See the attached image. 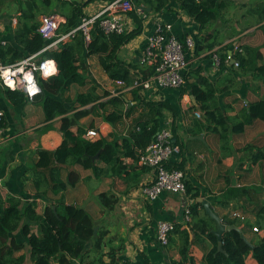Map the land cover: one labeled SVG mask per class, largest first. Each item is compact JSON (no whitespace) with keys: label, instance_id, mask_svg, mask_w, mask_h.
<instances>
[{"label":"crops","instance_id":"obj_1","mask_svg":"<svg viewBox=\"0 0 264 264\" xmlns=\"http://www.w3.org/2000/svg\"><path fill=\"white\" fill-rule=\"evenodd\" d=\"M62 1L82 4L83 15L90 16L110 0H52V11L45 14L59 12ZM14 5V12H0V42L11 41L18 26L12 28L10 25V19L17 16L19 20L20 15L15 2ZM140 6L149 9L142 12L143 16L137 15L142 21L141 32L118 50L117 58L140 67L147 38L158 27L165 29L168 26V35L180 41L189 37L194 42L193 51L187 53L188 66L183 72L185 82L182 87H185V91L180 94L177 89L139 90L133 87V81L140 75L134 74L131 75L130 84L119 81L120 84L105 73L98 56L91 55L86 59L90 79L98 92L107 93L98 102L104 103L111 98L122 100V121L112 126L103 120V115L114 111L113 104H106L99 110L100 116L89 112L71 126L70 131L76 135L78 129L84 132L94 129L100 135L94 141L103 139L112 142L126 136L132 122L149 112L144 104L137 101L133 90L144 101L168 103L175 113L164 110L162 125L171 128L172 142L177 152L171 156L167 166L184 173L186 196L161 193L153 201L145 199L141 187L154 179V172L127 157H121V164L117 167L95 159L94 163L100 170L98 173L78 165L63 166L62 180L65 181L69 170L76 172L78 180L74 186H68L59 194H52L43 179L39 181V184H43L36 188L35 180L41 176V173H34L37 151H54L61 145L63 138L59 128L62 117L46 122L40 104L25 100L20 105H14L5 92H0V109L4 113L3 132L0 135V208L7 207L10 201L18 204L20 210L31 204L35 214L42 216L48 205L54 207L52 203L61 199L67 205L84 209L92 219L94 236L85 244L81 257L73 259L72 264H171L181 261L183 238L180 232L186 230L190 241L195 238L190 227L207 216L199 202L206 200L223 223L224 220L235 222V226L241 228L248 242H244L247 246L245 264H256L251 248L256 237L264 234V160L253 163L252 155L255 147H264V121L255 120L245 125L240 133L233 132L232 127L240 120L241 113L249 103L264 99V71L260 73L257 70L258 67L264 68V19H259L264 0H210L208 7L216 11L217 17L203 28L193 17L184 13L181 0H167L159 11H154L150 4ZM2 8L3 5L0 11ZM42 15H38V23ZM124 20L126 32L135 28L129 15ZM235 45H239L241 50L245 47L252 49L247 53L243 51L242 56L247 61L243 69L225 62L216 64L214 56L219 60L232 52L236 59L233 52ZM192 71H198L213 85V105L220 111L225 110L229 118L226 132L214 133L204 128L213 124L206 121L204 112L186 88L188 82H196ZM83 91L85 88L72 86L63 94V98L74 99L78 92ZM92 105L80 107L79 110L90 109ZM127 107H134L129 115L126 114ZM74 112H70V115ZM196 112H199V118L195 116ZM199 136L203 137L202 140L196 138ZM230 187L254 188L257 200L253 202L248 200L252 195H242L225 201L226 207L218 205L222 203V193ZM195 203L199 204L197 214L193 216L190 213V220L185 222V207ZM233 213L242 215L244 220L233 217ZM24 221L23 218L20 225ZM160 221L174 223L177 228L169 235L165 246L156 239V226ZM28 224L31 234L44 238L40 221ZM254 227L259 230L258 234L252 231ZM214 230L215 223L212 233ZM10 237L22 244L28 241L21 227L11 231ZM98 240L99 247L95 245ZM211 248L212 244L206 237L203 243H192L189 249L194 264H201L205 249L209 251ZM28 254V250L22 248L14 253V257H24L27 262Z\"/></svg>","mask_w":264,"mask_h":264},{"label":"trees","instance_id":"obj_2","mask_svg":"<svg viewBox=\"0 0 264 264\" xmlns=\"http://www.w3.org/2000/svg\"><path fill=\"white\" fill-rule=\"evenodd\" d=\"M210 0H181V8L187 15L193 17L203 28L209 25L217 17V13L208 7ZM19 15V23L13 32L11 41L5 46L0 45V58L7 64L37 53L44 45L45 41L37 32L39 23L37 17L39 14H45L52 11V0H14ZM167 0H132L135 7L141 4H150L154 11L161 10ZM3 0H0V7ZM59 12L65 22L58 29V33L66 34L78 26L79 19L83 16L82 4L70 1H62L59 6ZM52 13V12H51ZM260 21L264 19V6L259 10ZM137 11L129 13L135 24V28L123 34L104 35L98 24L93 26L90 33V41L85 43L81 33H76L75 37L60 45L57 50L49 51L45 54L49 59L56 63L57 72L48 80L41 84V92L32 98V102L41 105L46 122L56 117L60 119L61 125L59 132L63 141L54 151L39 149L37 151V161L35 163L36 188L43 183V179L52 194H59L66 190L68 186H74L78 180V175L74 170H69L67 177L61 179V168L67 165H78L84 169H92L98 173L100 171L93 160L94 156L98 162H102L112 167L121 164V157H127L137 161L138 155L153 140L156 132L163 127V111L168 110L175 113L174 108L166 102H148L140 98L136 90H133L138 102L144 104L149 112L147 115L139 116L134 120L131 126L126 130V136H122L115 141L107 142L103 139L97 141H88L83 139L85 132L78 129L74 135L70 128L78 120L89 112L100 116L99 110L106 104H113L114 111L103 115V120L116 126L122 119L120 107L123 102L120 99L111 98L106 102H98L100 98L107 96L105 91L98 92L96 85L90 79L86 65L87 57L97 55L100 65L111 80L123 81L126 84L131 83V75H140L142 80L147 79L153 74V68L144 66H134L125 63L117 58L118 50L136 37L142 29V21ZM197 50V49H196ZM247 47L242 53H235L238 68L243 69L247 61L242 56L243 51L247 53ZM260 57V55H256ZM226 55L219 59L220 65L225 62ZM226 63V62H225ZM257 70L263 73L264 68L258 67ZM192 76L196 79L193 84H187L191 95L195 98L199 109L204 112L207 122L212 123L204 126L207 131L214 133L226 132V124L229 118L225 110L220 111L214 107V87L208 79L198 71H192ZM82 87L85 91L78 92L74 99H65L63 94L69 91L70 87ZM180 94L185 91L181 87ZM8 100L14 105H20L26 97L19 91H5ZM93 104L90 109L79 110L80 107ZM126 114L129 115L134 107H127ZM75 111V112H74ZM70 112H74L70 115ZM241 118L237 124L232 127L233 132L240 133L244 126L255 120L264 121V99L249 103L247 108L241 113ZM3 120L0 121L2 128ZM200 127V125L198 124ZM3 129V128H2ZM250 149H252L250 147ZM254 149V148H253ZM252 162L256 163L264 160V147L254 149ZM228 183V180H226ZM254 188H227L222 193V203H217L226 207L225 201L236 199L242 195H252L248 200L255 202L256 196ZM197 195H194V197ZM255 197V198H253ZM44 209L42 216H37L32 205H26L20 210L19 205L14 202L9 203L7 207L0 208V264H72L71 261L81 257L83 248L94 236L92 219L86 211L80 207L65 204L61 199L52 203ZM198 203L190 205V211L193 216L197 214ZM53 208H55L53 210ZM24 222L20 225V221ZM41 222L44 231V238H39L29 232V222ZM228 225H236L235 222L224 220ZM21 227L22 233L27 237V244L18 243L10 237L11 231ZM214 221L208 216L191 225L190 230L194 233L193 241L189 240L186 230L180 232L183 238V246L180 249L181 261L171 264H194L190 253L192 243H203L204 238L208 239L212 248L205 254L201 264H245L247 246L236 231L225 232L222 237V249L217 250L216 237L212 233ZM177 229V228H176ZM176 231V230H175ZM258 234V232H257ZM204 237V238H203ZM100 241L95 245L99 247ZM25 248L28 250V260L24 257H14L16 251ZM250 250V249H249ZM252 258L256 264H264V234L262 237H256L254 247L251 248ZM188 256H190L188 258Z\"/></svg>","mask_w":264,"mask_h":264},{"label":"built area","instance_id":"obj_3","mask_svg":"<svg viewBox=\"0 0 264 264\" xmlns=\"http://www.w3.org/2000/svg\"><path fill=\"white\" fill-rule=\"evenodd\" d=\"M133 10L138 15L143 16L132 3V0H110L104 7L93 15H83L79 19L78 26L66 34L58 33V29L65 22L64 18L56 13L44 14L39 19L37 32L45 41L44 47L15 63L7 64L0 58V92L19 91L23 93L26 100L31 102L32 98L41 92V84L48 80L57 72L56 63L49 59L45 54L74 38L76 33H81L85 43L90 41V33L93 26L97 23L104 35L123 34L126 32L124 18ZM18 24L17 16L10 19V25L15 28ZM169 27H158L155 33L149 36L143 50L141 65L153 68V74L145 80L135 77L133 87L139 90H176L184 85L183 72L188 66L187 53L193 51L194 42L187 37L183 41L175 36L168 35ZM1 46L6 42L1 41ZM233 52L241 53L239 45H235ZM214 61L219 64L217 56ZM226 63H230L234 68L239 64L233 57L232 52L226 55ZM119 82V81H118ZM121 84V82H119ZM200 117L199 112L195 113ZM4 119V113L0 109V121ZM3 129L0 128V135ZM99 132L90 129L85 132L84 139L94 141L99 137ZM177 152V147L172 142V133L169 126L160 128L153 140L138 155L136 163L141 167L151 168L154 172V179L141 187L143 197L149 201L155 200L161 193H171L186 196V184L184 173L174 167H168L167 162L171 156ZM190 206L184 209L185 222L190 220ZM233 217L243 221L244 217L233 213ZM174 223L160 221L156 226V239L162 245L168 244L169 235L174 231ZM252 231L257 233L259 230L254 227Z\"/></svg>","mask_w":264,"mask_h":264},{"label":"water","instance_id":"obj_4","mask_svg":"<svg viewBox=\"0 0 264 264\" xmlns=\"http://www.w3.org/2000/svg\"><path fill=\"white\" fill-rule=\"evenodd\" d=\"M140 12H148L149 9L143 7V6H137L136 7ZM197 139L202 140V136L196 137ZM98 156H94L93 160L97 159ZM200 204L202 205V207L204 208V212L205 214L214 221L215 223V230L213 232L214 236L216 237V241H217V250L224 252L222 249V237L224 235L225 232H229V231H236L240 234V238L248 244V242L244 239L242 232H241V228L235 226V225H226L222 222L221 218L218 216V214H216L212 208L209 205V202L206 200H200L199 201ZM54 210V208H53Z\"/></svg>","mask_w":264,"mask_h":264},{"label":"rangeland","instance_id":"obj_5","mask_svg":"<svg viewBox=\"0 0 264 264\" xmlns=\"http://www.w3.org/2000/svg\"><path fill=\"white\" fill-rule=\"evenodd\" d=\"M2 5H3V8L1 9L0 12L12 13L15 11L14 0H3Z\"/></svg>","mask_w":264,"mask_h":264}]
</instances>
